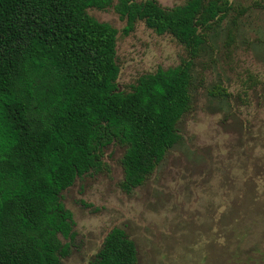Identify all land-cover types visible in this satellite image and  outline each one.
<instances>
[{
  "label": "trees",
  "instance_id": "16d2710c",
  "mask_svg": "<svg viewBox=\"0 0 264 264\" xmlns=\"http://www.w3.org/2000/svg\"><path fill=\"white\" fill-rule=\"evenodd\" d=\"M113 8L124 36L138 22L170 35L188 59L141 75L120 91L118 31L88 9ZM230 0H0V264H62L73 217L61 194L83 176L109 172L103 150L123 149L118 188L145 184L179 143L191 111V70ZM209 95L227 96L215 86ZM93 264H138L134 242L111 229Z\"/></svg>",
  "mask_w": 264,
  "mask_h": 264
},
{
  "label": "rangeland",
  "instance_id": "374dc122",
  "mask_svg": "<svg viewBox=\"0 0 264 264\" xmlns=\"http://www.w3.org/2000/svg\"><path fill=\"white\" fill-rule=\"evenodd\" d=\"M230 2L193 60L181 139L145 184L129 195L119 190L123 149L110 145L102 158L109 172L83 176L61 194L74 222L73 239L60 238L70 242L62 264H93L113 228L134 242L138 264H264V0ZM87 13L118 31L120 91L188 59L170 35L140 22L124 36L125 21L113 8ZM217 85L226 97L209 95Z\"/></svg>",
  "mask_w": 264,
  "mask_h": 264
}]
</instances>
